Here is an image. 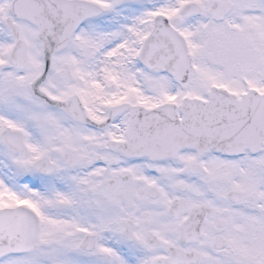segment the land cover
<instances>
[{
    "label": "snow or ice",
    "instance_id": "snow-or-ice-1",
    "mask_svg": "<svg viewBox=\"0 0 264 264\" xmlns=\"http://www.w3.org/2000/svg\"><path fill=\"white\" fill-rule=\"evenodd\" d=\"M0 264H264V0H0Z\"/></svg>",
    "mask_w": 264,
    "mask_h": 264
}]
</instances>
